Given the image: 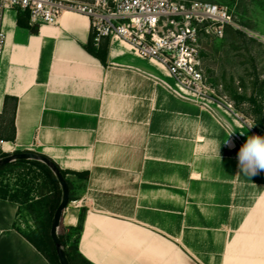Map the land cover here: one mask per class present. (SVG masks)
<instances>
[{
    "label": "crops",
    "instance_id": "obj_1",
    "mask_svg": "<svg viewBox=\"0 0 264 264\" xmlns=\"http://www.w3.org/2000/svg\"><path fill=\"white\" fill-rule=\"evenodd\" d=\"M0 30V139L66 172L74 199L59 232L87 261L264 264V172L239 173L251 133L234 110L195 99L120 40L91 42L85 15L34 27L6 9ZM18 216L0 197V264H50Z\"/></svg>",
    "mask_w": 264,
    "mask_h": 264
},
{
    "label": "built area",
    "instance_id": "obj_2",
    "mask_svg": "<svg viewBox=\"0 0 264 264\" xmlns=\"http://www.w3.org/2000/svg\"><path fill=\"white\" fill-rule=\"evenodd\" d=\"M6 9L27 12L34 27L55 25L66 12L85 15L95 42L110 38L128 44L140 58L162 65L180 89L202 101L214 100L204 67L205 44L223 38L226 27L234 26L227 7L201 0H0V19ZM5 42L0 30V71ZM228 109L233 110L231 105ZM243 122L247 129L253 125ZM6 144L0 139V156L13 153Z\"/></svg>",
    "mask_w": 264,
    "mask_h": 264
},
{
    "label": "rangeland",
    "instance_id": "obj_3",
    "mask_svg": "<svg viewBox=\"0 0 264 264\" xmlns=\"http://www.w3.org/2000/svg\"><path fill=\"white\" fill-rule=\"evenodd\" d=\"M201 1L227 7L233 18V28L243 33L232 37L229 29L223 38L209 39L205 44L204 67L214 91L212 98L227 108L231 105L244 125L243 120H249L255 125L253 129L264 134V128L255 123L254 106L249 102L238 105L230 92L251 95L255 79L258 78L259 85L264 81V0ZM258 100L263 104L264 115V100L261 97ZM44 177L43 170L32 164H14L0 170V195L19 204L17 228L43 248V238L50 227L49 200L58 192V187L51 185L43 190L44 194L40 193ZM62 228L61 223V232ZM70 238L72 244L74 238L71 235Z\"/></svg>",
    "mask_w": 264,
    "mask_h": 264
},
{
    "label": "trees",
    "instance_id": "obj_4",
    "mask_svg": "<svg viewBox=\"0 0 264 264\" xmlns=\"http://www.w3.org/2000/svg\"><path fill=\"white\" fill-rule=\"evenodd\" d=\"M18 23L20 25H27V23H29V15L27 12H20V11L18 12ZM229 29H230V31H232V34H233L232 37H235V36L237 37L238 35H243V33L240 30L234 29L233 26H227L226 32ZM93 40H94V36L92 34L91 42H93ZM258 85H259V82H258V78H257L253 82V89H252L253 92L251 95H246V94L242 95V94H238L237 91H231V90H230V92L232 95V99L234 101H236V103L238 105L241 102H249L251 105L254 106V108H255L254 111L256 113L255 123L257 124V126L259 128H264L263 104L261 103V101L258 100L259 97H261V99L264 100V81H262L259 86ZM14 164H17V165L18 164H32V165L37 166L43 170V172L45 173V177L43 178V180H42L43 183L40 185V188H39L40 189L39 191L41 194H44L45 192H43V190L46 189L47 187H50L51 185H53V186L56 185L58 187L57 195H55L53 198H51L49 200V208L48 209H49V214H50V226H51V220H52L54 211H55L56 207L58 206L60 198H61L60 185H59L58 181L56 180L54 174L51 172V170L46 165L42 164L41 162H37V161H33V160L12 162V163H9L7 165L1 166L0 170L3 168H6L8 166L14 165ZM61 171L66 178V172L62 169H61ZM79 175H86V174L81 173ZM46 193H47V191H46ZM0 197L2 199H8V200L14 201L13 199L7 198L6 195H0ZM73 199H74V197L71 195V192H70V201ZM80 229H81V225L79 224V227L77 228V230H80ZM59 236H60V238H61V240L65 246L66 253H67L70 264H91L89 261H87L78 252L77 245H76L78 238H76L72 244H68V242L66 241V239L63 237V235L60 232H59ZM26 238L35 246V248H37L38 251H40L43 254V256H45V258L49 261L50 264H59L57 254L55 251V247H54V243L51 239L50 227L48 228V231L46 232V235L43 238L44 239L43 240L44 248L39 243H37L35 240L29 238L28 236H26Z\"/></svg>",
    "mask_w": 264,
    "mask_h": 264
},
{
    "label": "water",
    "instance_id": "obj_5",
    "mask_svg": "<svg viewBox=\"0 0 264 264\" xmlns=\"http://www.w3.org/2000/svg\"><path fill=\"white\" fill-rule=\"evenodd\" d=\"M25 160H33L46 165L54 174L60 185L61 198L51 220L50 234L59 264H70L65 246L59 236V227L61 225L63 213L71 202L69 184L59 166L51 158L33 151H17L2 155L0 156V167L12 162Z\"/></svg>",
    "mask_w": 264,
    "mask_h": 264
},
{
    "label": "clouds",
    "instance_id": "obj_6",
    "mask_svg": "<svg viewBox=\"0 0 264 264\" xmlns=\"http://www.w3.org/2000/svg\"><path fill=\"white\" fill-rule=\"evenodd\" d=\"M255 125H249V130ZM236 134L235 129L229 132V139L224 142L228 147H235L230 139ZM242 135V133H240ZM237 167L239 173L254 177L264 172V135H250L237 152Z\"/></svg>",
    "mask_w": 264,
    "mask_h": 264
},
{
    "label": "bare ground",
    "instance_id": "obj_7",
    "mask_svg": "<svg viewBox=\"0 0 264 264\" xmlns=\"http://www.w3.org/2000/svg\"><path fill=\"white\" fill-rule=\"evenodd\" d=\"M6 146H8V145L6 144Z\"/></svg>",
    "mask_w": 264,
    "mask_h": 264
}]
</instances>
